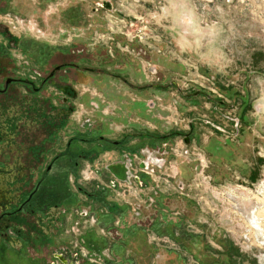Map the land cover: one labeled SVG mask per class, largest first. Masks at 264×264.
<instances>
[{"label": "rangeland", "instance_id": "obj_1", "mask_svg": "<svg viewBox=\"0 0 264 264\" xmlns=\"http://www.w3.org/2000/svg\"><path fill=\"white\" fill-rule=\"evenodd\" d=\"M105 1L111 2L112 10L105 8ZM14 2L20 12L9 26L18 35L30 36L33 51H63L55 53L51 59L55 63L76 60L80 49V59L86 58L82 64L96 68L95 73H85L95 83L77 87L85 100L76 101L74 114L83 119L90 110L87 101L97 96L105 102L100 107L110 114L113 140L129 134L127 143L134 146L140 141L136 132L185 133L187 121L196 116L224 126L227 122L222 114L240 118L241 131L235 138L215 133L197 121L193 135L198 138L188 148L180 136L170 139L177 153L170 160L177 180L173 184L156 179L155 187L164 194L163 203H158L161 216L179 222L174 230L177 239L168 241L151 229L145 234L148 241L161 246L154 264H187L188 223L203 231L199 236L212 242L211 247L220 246L215 237L224 239L237 254L238 264H264V0ZM195 91L199 92L193 96ZM187 92H191L190 99ZM149 100L154 101L153 108L147 106ZM143 101L144 107L140 105ZM208 136H215L222 145L218 153L213 149L214 158L204 149ZM185 149L190 152L187 158ZM135 157L138 159L137 154ZM182 158L187 161L186 170ZM205 159L211 162L203 169ZM89 167L85 163L84 176L91 175ZM250 172L253 177L248 179L244 174ZM77 181L85 187L92 184L83 177ZM179 183L185 189L177 187ZM121 188L128 192L119 185L112 187V199L128 203L113 210L120 217L113 220L116 224L124 219L141 223L131 214L123 217L134 208L131 203L139 202L143 226L148 227L155 212V203L146 200L152 194V182L145 189L124 183ZM80 220L85 226L87 220ZM158 236L167 242H160ZM198 248L194 252L207 262L208 257H202Z\"/></svg>", "mask_w": 264, "mask_h": 264}, {"label": "flooded vegetation", "instance_id": "obj_2", "mask_svg": "<svg viewBox=\"0 0 264 264\" xmlns=\"http://www.w3.org/2000/svg\"><path fill=\"white\" fill-rule=\"evenodd\" d=\"M18 12L14 0H0V264H87L88 259L102 264H154L161 246L147 240V231L151 229L176 242L174 230L179 224L164 209L169 217L165 220L161 216L158 203H163L164 194L155 187L160 178L173 184L177 180L178 173L170 164L177 153L169 144L170 139L180 136L188 148L198 138L193 135L197 121L215 133L235 138L241 131L240 118L222 114L227 122L224 126L196 116L187 121L185 133L136 132L140 141L134 146L127 143L129 134L113 140L110 114L100 107L105 103L100 98L87 101L90 110L84 112L83 119H76L74 114L76 101L85 100L77 87L94 84V79L86 78L85 73H95L96 68L82 64L86 58L80 59V49L76 60L55 63L51 59L63 51H33L30 36L18 35L9 26ZM190 93L187 92V99L191 98ZM144 102L140 104L143 107ZM147 106L153 108L154 101L149 100ZM220 146L215 136H208L204 149L214 158ZM232 152H228L227 159ZM189 153L185 149L183 157ZM182 159V169L186 170L187 161ZM230 161L237 163L232 158ZM210 162L205 159L203 169L209 168ZM85 163L90 166L89 176L83 174ZM111 166L116 171L126 167L129 182L118 180ZM165 168L168 172H162ZM244 176L249 179L253 174ZM80 177L92 184L81 185L77 181ZM151 182L154 188L146 200L155 203V212L148 227L143 226L139 202H130L134 208L126 210L123 217L131 214L141 223L124 219L116 224L113 218L120 217L113 210L128 202H114L112 187L119 185L126 193L121 183L145 189ZM177 187L185 189L182 183ZM83 218L87 220L85 226L84 221L79 222ZM199 232L187 224V264H238L237 254L230 251L224 239L213 237L220 246L211 247L209 244L213 243L199 236ZM159 240L167 242L160 237ZM81 245L89 248L85 255L78 249ZM198 247L202 257H208L207 262L194 252Z\"/></svg>", "mask_w": 264, "mask_h": 264}, {"label": "water", "instance_id": "obj_3", "mask_svg": "<svg viewBox=\"0 0 264 264\" xmlns=\"http://www.w3.org/2000/svg\"><path fill=\"white\" fill-rule=\"evenodd\" d=\"M104 6H105V8L107 9V10H112V4H111V2H109V1H105L104 2V4H103ZM110 170L112 171V173H113V175L118 179V180H121V181H123V182H129L128 181V178H126V171H127V168L125 167V168H121L119 171H116V170H114L113 168H112V166H111V168H110Z\"/></svg>", "mask_w": 264, "mask_h": 264}, {"label": "crops", "instance_id": "obj_4", "mask_svg": "<svg viewBox=\"0 0 264 264\" xmlns=\"http://www.w3.org/2000/svg\"><path fill=\"white\" fill-rule=\"evenodd\" d=\"M117 201V200H116ZM118 203H120V202H118ZM81 249L83 248L85 251L82 253L83 255H85L86 254V252H87V250L89 249L88 247H86L85 245L83 246V245H81V246H79ZM88 263L87 264H96L95 263V260H89L88 259V261H87Z\"/></svg>", "mask_w": 264, "mask_h": 264}]
</instances>
